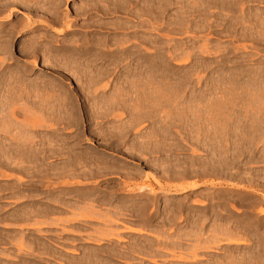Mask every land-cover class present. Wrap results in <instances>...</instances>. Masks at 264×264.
<instances>
[{
	"label": "rangeland",
	"instance_id": "rangeland-1",
	"mask_svg": "<svg viewBox=\"0 0 264 264\" xmlns=\"http://www.w3.org/2000/svg\"><path fill=\"white\" fill-rule=\"evenodd\" d=\"M3 1L5 2L6 0H0V11L2 9V6L6 7L9 5V3H7L8 0L5 3ZM29 1H31V3H33V2L34 3L29 4L30 3ZM29 1L27 0V2H26L25 0H22V1L18 0V1H16V4L20 3L19 5L15 4L16 6L12 5V7L10 5L9 6L10 10H9V7L2 9V10L9 11L8 13H7V11H5V13L4 12L2 13V11L0 12V16L2 15L0 17L1 18L0 19V48H1V46L3 47L0 50L1 51L4 50L3 52H0V82L5 81V79L8 78V75L10 76V74H12L13 76H18V77L20 76L21 80L19 81L20 78L18 79L17 87L19 88L20 84L22 86L26 85L28 88H30V89L27 88V92H29L28 90L32 89V87L30 86V84L32 82H41L42 85L48 86V87L51 86V84H55L59 88H61L60 93H61V97L63 96L62 97L63 99L72 98L76 102L77 101V98H75L76 90L81 89L82 87H86L87 79L83 77L82 73L81 74L77 73V72L72 73L73 71H71V69L68 66H66L64 62L63 63L62 62H53L52 60H50L51 54L49 53V50L47 48H44V47L51 45L55 49L60 50L62 53V50L66 46H68V44H70V42L77 41L79 45L90 44V43L95 44V45H98V44L101 45V43L102 44L107 43L109 48H117V47L122 48V46H124V47L128 46V48H130L131 50L132 49L136 50V52H137L136 55L138 56V58H140L142 60V62L140 63V71H142V72L144 71L142 73L144 75V76H142V78L146 77L148 79V77L152 73L150 77H152L154 81L152 79H150L152 81H150L149 83L155 82V84L153 83L154 87L152 85L151 88L147 87L146 89H143V87H145V84H144L142 86V89L137 91V93L136 92L132 93V90H128L129 89L128 87H126L127 88L126 89V88H123L121 86L122 87L121 88V92H122L121 97H123V96L125 97L126 96L125 93H127V95L130 94L129 96L125 97L127 100L124 97H123L124 99L122 98L123 100H126L125 105L127 103H130V108L133 105L134 110H133V108L130 109L128 106L129 104H128V105H126V107L123 106L122 109L120 108L121 111L117 110L118 112L117 111L115 112V114H121V115L125 114L123 117L116 119L112 115V116H109L108 118H103V119H98V120L96 119L94 124H92L91 126H89L87 124L84 125V127H88L87 128L88 135L86 137L81 138L80 147H82V148H80V149L83 150L84 152H86V151L90 152L91 150H95L97 152H106V154H108L109 157L114 158L115 160H119V161H121V163L124 162L128 168L126 170L129 171L130 168H132L135 171H138V169L141 170L143 172V174H142L143 176H141L140 178L136 177L135 180H133V178L130 177V178H132L133 181H131L130 178L128 179L125 176L129 180L130 184L127 183L128 181L126 179H125L126 180V182H125V180H124L125 177L123 174L122 175L117 174L118 176H121V177H118V176L113 174L112 176L111 175L106 176V177L102 176V178H100L101 176L97 177L98 179H95V177H94L93 179L91 178L92 180L90 178H88V179L86 178L87 180L84 178L85 181L83 180V178L81 179V177H79L80 179H78V180L75 178V176H73L75 178V180H74V178L71 177L74 181L69 177L70 181H68L67 179H69V178L58 176L55 178L56 182L54 179H52L49 184L47 182H45L46 183L45 184V183H43L44 181L40 180V182H39L38 178H40V177L36 176L37 174L34 173V171H33L34 168L32 166L30 167V169H28L29 167H27V164L30 166L31 163H29V162L26 163L27 160H23L22 164L20 163V162H22V160L21 161L17 160L19 162L18 165H20V164L22 165V167L20 166V168L18 167V165L15 166V164H17L18 162L13 161L12 166H15V167H11L9 169L10 174L7 173L8 171H6L8 169H6V170L3 169L4 171H6V173H5L6 175H8V174L10 175V178H9L10 180H7V181L6 180H2V181L0 180V188L3 187L2 192H0V200H1L0 201V206H1L0 208L2 209V210L0 209V212H1L0 213V251H1V253L4 252V255H3V253L2 254L0 253V255H1L0 256V264H59L60 262H63L65 264H70L69 262H71V264H72L73 261L69 260V258L74 257V255H76L74 253H77V252L80 253L84 259H88V260H89L92 253H94L95 254L94 256L97 258L100 256V258H98V259H103V258L108 259L111 257V256H108V254H110L109 249L112 246L114 247L115 245L116 246L119 245L122 247V246H127L128 244H130L128 247H130V248L136 247L137 248V247H140V245L142 246L143 243L149 242V241H146L147 239L138 241V238L140 239L141 236H142V238L143 237L146 238L148 236V239H149L150 235H147V234H143L144 236L143 235H140V236L134 235V237L131 235H128V234L127 235L121 234L122 238L123 237L125 239L129 238L128 241L131 240L130 241L131 243L130 242L128 243V241H127V242H125L126 244L124 242H119V240L114 241V239L113 240L111 239L112 244L109 245L110 244L109 242H111V241L107 240V238L105 239V237L108 235L107 232L109 231V227H112L113 229H114V227L115 228L120 227V228H118V230H122V229L126 230V228H124V226H122V225L114 226L111 224L112 226H109L110 224L107 223L106 225H108L107 226L108 230L106 232L105 231V228H106L105 223L109 218L110 219L113 218L111 216L109 217L110 214H107V211H109L111 208L109 207V209H108V206L106 207L103 205H99L98 204L99 200H100L99 196L95 197L94 202L90 199V197L92 196V198H93L95 196L93 189H95V191L103 192L106 194L107 190L111 186L114 190L116 188H121L126 183H127V186L129 185L128 188H127V186L124 187V189L127 190L126 192H128V189L130 191V189H131L130 186L132 187V189L135 188V190L139 189L141 187L148 189V186H149L150 188L153 187V189L155 188V190H157L156 191L157 195H158V197L160 196V198L164 197L163 193H161V190H160V184L163 186L164 185L168 186V187L173 186V185H174V187L176 185L177 186H189L190 184H199L201 186L197 190H193V191H190L189 193L187 192V193H184L181 195H177V196L173 197L174 200L169 201V206H170L169 209L175 208L176 210L178 209L180 211H176V210L174 211L172 209L171 210L160 209L161 215H164V216L166 215V217L169 216L170 219L173 221L172 223H175L171 227L168 224L170 231H173V233H174V234L170 235V237H173L174 241L182 240L183 239L182 237H185L182 235V233L184 232V230L186 232V242H188L189 244H186V253L181 252L180 256L186 255V257H188L190 259L189 253L191 251H188V249L190 250L191 248L193 249L194 247H202V246L204 247V246H209V245L212 246L213 241L212 242L210 241V243H209V240H208L209 235H211L213 232L216 233L219 230V228H220L219 224H221V226H222V224H225L227 222L229 223V221H231L230 222L231 225H229L228 223H227V225L230 227L232 226L231 228L228 227L226 224L223 226L228 227V230H231V232H232V230L235 231V229H236V231L238 233H240L239 234V236L241 235L240 237L247 238V235L244 236V234H249V233H250V236L253 233H254L253 235L261 234L260 236H263L264 235V216H263L264 215V213H263L264 212V154H263L264 153L263 152L264 151V145L263 144L264 143L262 144V142H264V139H263L264 138V132L262 133V130L264 131V105H263L264 104L263 103L264 102V33H263L264 27L257 24V23H250L248 21L249 16H247V15H249V14L262 15L263 14V17H264V2L262 4L261 3L259 4L258 2H255V3L253 2L254 4L252 2H251L252 4L247 3V4L243 5L244 11L242 8L239 7L240 9L239 8L238 9L240 11L237 9L238 15H233L228 10L225 11V10L217 9V8L216 9L215 8H211V9L209 8L210 10L207 9L208 11L200 10L203 8L198 4L196 5L195 0H152L153 6H154V13H153L154 18H153V20L150 21V23H148L149 22L148 20H150L148 17V12H147L148 0L135 1L134 3H136V2H138V3L132 5V7L128 13H126V12H122V13L117 12L114 14L106 13V15L105 14L99 15V17L97 16L95 10L98 9V7H97L98 5L102 8L107 6L106 5L107 3L104 0H71L68 2H65V0H60L62 3L58 0H56L58 2L57 3L54 0L56 2V4L53 0L52 1L49 0L51 2L52 7H50V2H49V6H48V2H47L48 0H45L46 3L45 2L42 3L43 0L40 1L41 3L39 2V0H35L33 2H32V0H29ZM23 2L26 5H23L24 4ZM37 2L39 3L40 6L38 5ZM53 2H54V4H52ZM86 3H87V5H86ZM28 4L30 5L28 7L29 9L26 7V6H28ZM36 4L38 6H36ZM31 5H33V6H31ZM91 5H92V7H91ZM30 7L32 9H30ZM45 7L46 8L50 7V10H51V8H53V9L55 8V9H57V12L59 10L58 13L60 14V20L58 21V23H55V24L49 23V25H48L47 23L43 22L48 17L44 11V10H46ZM136 7H137V10L140 9V15L141 16L139 18H138V16L136 17V15H133V14H136V13H133L135 11ZM43 8H44V10H43ZM131 11H132V13H131ZM202 11L205 13H203ZM206 12H207V14L209 13V14H212L214 16L212 17L209 14L206 15ZM9 13L13 14L12 20L9 23H3V21L5 20V17L7 16L6 14H9ZM66 13H67V16H66ZM110 13H112V12H110ZM129 13H131V14H129ZM244 16H247V17H246V21L243 23V25H241V26L238 25L239 27L232 26V21L234 20L233 18H236V17L237 18H239V17L243 18ZM214 17H217V18L215 19ZM219 17H220V19H219ZM28 20H30L32 22V24H34V23H36V24H34L35 26L33 25L34 30L31 34L23 35L20 32L22 31L21 29H23L25 27L24 21L29 23ZM204 20L206 22H204ZM66 21H68V22H66ZM99 21L107 24L105 26L106 28H104V30H99L98 28H96V25ZM210 21H211V23H210ZM229 21H230V23H229ZM118 23L121 25L120 28H119V26H116ZM39 24H40V26H39ZM201 24H202V26H201ZM50 25H54L57 28H61V29L64 28V29H67L68 31H66L65 35H61L59 37L56 35V37H55V34L51 35V32L47 31V30L51 29ZM151 25L154 28L151 27ZM198 25L200 28L198 27ZM115 28L118 29V31L115 30ZM245 29H247V30H245ZM36 42L39 45H42V46L44 45V47H42V52L36 56H28V54L26 53L27 48H29L31 46L30 43H33L32 45H35ZM54 43H55V45H53ZM205 44H206V47H205ZM107 49L108 48H106V50ZM204 49H205V51H204ZM94 51L95 52L99 51L98 46H96V49H94ZM206 52H208V54ZM127 55L129 56L130 54H128V53L124 54V53L120 52L118 54V57L121 56V58H127L128 57ZM103 62L104 61L99 59V61L97 62L99 65L98 67L104 65L105 62L104 63ZM68 69H70V70H68ZM112 78L113 79H111V77H110L109 78L110 80L106 79L107 81L104 80L105 82L104 81L101 82L102 84H101V86L99 85L100 87H98L97 94L98 93H105L106 97H113L114 94L115 95L117 94L116 90H118V89L116 88V85L120 86L117 83L118 82L122 83V81H125V79H126V81L129 80V79H127L126 76L121 77V80L118 76H112ZM146 78H145V80L143 79L144 82L147 81ZM22 80L24 83L22 82ZM131 80H132V77H131ZM167 82H169V83H167ZM106 83H107V86H108V83L110 85L107 88L105 87ZM103 86H104V88H103ZM0 87H1L0 92L3 93V91H1L2 86H0ZM164 87L165 88L167 87L166 90L168 89V91L170 93V94H168V92L167 93L165 92V94H166L165 97L168 96L169 98H164V91H166V90H164L165 89ZM152 88H154V89H152ZM125 89L127 91H125ZM122 90H124V92ZM129 92H131V93H129ZM153 93H154V95H153ZM136 96H137V98H136ZM155 96H159V99H161V100L156 99V101H153L152 97L155 98ZM161 96H163V97L161 98ZM145 97H146V99H145ZM147 98H149V99H147ZM150 99H151V101H150ZM127 101H129V102H127ZM165 102L166 103L168 102V104H166ZM21 103L23 104L24 101H22ZM136 104L138 106H136ZM90 105H92V103H90ZM134 105L136 106V108ZM151 105L153 107L155 106L154 109H157V111L155 110L156 113L153 116V117H155V116L156 117L155 118L151 117L152 119H150L148 116V119H147V117L145 119L144 118L139 119L138 123L135 125V127H138V128H136V130L133 128L136 132L133 131L132 133L128 134L129 138L127 137L125 139L127 142L126 141L124 142V144L122 145V147L119 151L112 153V150H110L109 148H107L106 146L103 145V141H102L103 138L101 136V135H103V133L107 132L113 125H120V124H127V123L130 125V124L134 123V118L136 116L135 115L131 116L130 113L133 114V112L136 109L138 111H141V112L143 110L146 113L150 112V108H152ZM262 105H263V107H262ZM127 106L129 109L127 108ZM142 108H144V109H142ZM200 109H202V111ZM167 110H169V111H167ZM207 110H208V112L210 111V113H208ZM168 112H169V114H168ZM206 112L208 114H206ZM164 113L170 117V120H168L169 117L163 116V115H165ZM225 114H227V115H225ZM197 115H201L202 117L200 116V118H199V116H197ZM208 115L210 116L209 118L207 117ZM197 117L199 119H197ZM204 117H207V118L204 119ZM21 119L22 118H20L19 120H21ZM162 119L167 120V121L162 122L163 121ZM113 120H115V121H113ZM140 120H144V121L142 122ZM130 121H131V123H130ZM253 121L256 122V124H258L259 126H260V124H262V123L263 124L260 127L259 126L257 127V125H255V123L253 124ZM139 122H142V125ZM154 122L156 123V125ZM167 122H169V123H167ZM259 122H261V123L259 124ZM165 123H167L169 125L166 126ZM138 124H140V128H139ZM237 124H238V126H237ZM141 126H142V128H141ZM226 126H227V128H226ZM251 126H252V128L254 126V128L252 129ZM64 127L65 126H61L62 129L60 131H58V134L62 135L63 138H65L67 136V134H69L70 132H74L76 130L75 128L74 129H72V128H66L65 129ZM167 127L169 128V131H170L169 133L171 136V137L169 136L170 137L169 143L172 144V146H173V147L171 146L172 152H170L168 154L173 158L171 160H174L173 162L175 164L174 165L175 171L181 172L182 171L181 169H183V171H185V169H186L187 174L189 173V175H187V177L185 179H182V178H178V180L177 179H175V180L166 179L164 177V175H162L164 169H161L159 167H154L152 165L153 160L154 161L159 160L161 162L164 161L166 158L165 153H163V154H162V152H160L161 154L155 153L156 155L155 154L152 156L149 155V156H147L148 158L145 156L144 159H142V160L140 159V161L135 160V159L133 160L132 158L127 157V155L125 154L127 152V148H129L128 146H131L134 143L133 141L141 140L140 138L143 136H151L152 135L154 137L153 140L160 141L162 139L161 135H163V134L160 135L159 131L162 132L164 130V128H167ZM202 127H204V128H202ZM237 127L239 129L236 130ZM158 128H160L159 131H158ZM67 129H69V130L67 131ZM156 129H157L158 134L156 132ZM202 129H203V131H202ZM229 129L231 131H229ZM232 129L233 130L235 129V130L232 131ZM244 129H246V130H244ZM257 129H261V130L258 131ZM91 130L96 132L95 136H93V134H91L92 133ZM192 130H194V131H192ZM252 130L254 132L256 130V132L254 133ZM215 131H218L220 133L215 132ZM236 131H237V136L235 134ZM257 131H258V133H260L259 135H261V134L262 135L259 136ZM190 132L191 133L193 132V134H191ZM213 132H215V134H217V135L213 136ZM244 132L246 134L248 133V137L244 134ZM226 133H229V134L226 135ZM238 133H239V135H242V136L244 135L245 138H242L241 136H239ZM249 133H251L252 135L251 134L249 135ZM197 134H198V137H197ZM200 134H202V137L205 134L204 138H202ZM254 134H256L257 137L259 136V138H257V140H256V136ZM157 135H158V137L160 136L161 139H160V137L158 138ZM59 138H61V137H59ZM196 139H198L200 141H198V140L196 141ZM244 139H246V140H244ZM239 140H240V142H239ZM249 140L252 141L251 143H253V144L248 143ZM259 140H261V144L260 143L258 144ZM115 141H117V140H115ZM173 142H174V144H173ZM238 142L240 143V145ZM218 143H221L220 145L222 148H220V145ZM115 144H117V142H115ZM241 144H242V146H241ZM248 144L250 145V147H252L251 149H250ZM253 145H254V147H253ZM231 146L233 148H231ZM239 146H241V147H239ZM245 146H248L249 148L245 147ZM215 147H217L218 149H216ZM228 147H229V150H227ZM234 147H236V149ZM241 148L243 151L241 150ZM222 149H224L223 150L224 152L222 151ZM233 149L235 150V152H237V154L234 152ZM227 151H228V153H229V151H231L230 154H228ZM217 152H219V153H217ZM220 154H221V156H220ZM232 154H233V156H232ZM240 154H242V156ZM225 155H227L226 158L228 157L227 160H229V158H230L229 161H225L226 160ZM57 157L56 158L52 157V159L49 158V160L47 162L49 164H54V163L56 164V163H63V162L68 163L69 162L68 159H70L68 157L67 158L63 157L62 155L57 156ZM120 157H122V158H120ZM149 158H150V160L147 161ZM234 158H235V161H234ZM261 159H262V161H261ZM151 160H152V162H151ZM178 161L180 163L183 162L182 164H179L181 166V169H179L180 167L177 166ZM259 161H261V162H259ZM225 162H227L228 164L229 163L231 164V162H232V165H230V164L226 165L229 167V169H227L228 167L226 168ZM184 163H186V165ZM183 164H184V166H182ZM233 164H234V166H233ZM23 166L26 168H24ZM231 166H232V168H231ZM182 167H184L185 169ZM22 168L28 169V170H25L26 171L25 172L24 170H22ZM223 168H226V169H223ZM0 169H2V166ZM16 169L17 170L19 169L21 172L23 171V173H21V172L19 173L18 172L19 170L15 172L14 170H16ZM158 169H159V171H158ZM4 171L2 173H4ZM36 171L37 170H35V172ZM130 171H132V170H130ZM0 172H1V170H0ZM146 173H149V174L147 175ZM150 173L152 175H155L157 180H154L151 177ZM26 174H28L29 176ZM32 174H33V176H36L38 178L33 177ZM11 175L13 177H11ZM30 176L33 177L31 184H30V181H31ZM59 177L61 180L59 179ZM122 177H124V178H122ZM42 178H45V177L42 176ZM62 178H65V179H62ZM21 179L24 182L20 181ZM33 179L35 180V182L33 181ZM88 180H89V182H87ZM8 181H10V183ZM14 181H16L15 182L16 186H15V184H13ZM53 181H54V183H53ZM78 181H81V182L79 183ZM4 182H7V184ZM74 182H76V183H74ZM1 183L4 185L6 184V186L2 185ZM11 183L15 187H17V189L15 187H13ZM81 183H83V184H81ZM10 184H11V186H9ZM36 184H37V186L39 185L38 187H40V186L41 187L40 188L34 187V186H36ZM47 184H48L49 188L47 187ZM31 185H33V186H31ZM120 185H121V187H120ZM214 185H216V186H214ZM50 187L51 188L53 187L54 189L50 190L51 189ZM229 187L231 189H229ZM13 188H14V190H13ZM112 188H110L109 190H111ZM125 190H124V192H125ZM135 190H133V191H135ZM5 191H7V192L5 193ZM11 191H12V193H11ZM89 191H90V193H89ZM6 195H7V198H5ZM14 195H16V196H14ZM62 195H64V196H62ZM84 195L87 196L89 199L87 197H85ZM148 195L151 196L150 192L146 191L141 197H142V199H144L146 201L147 200L146 197H148ZM1 196H3V197H1ZM59 196H60V198L58 199ZM10 197H12V199H14V198H16V199L12 201V199H10ZM17 197L21 198V199L17 200ZM55 197L57 199H55ZM71 197H73V198H71ZM2 198L3 199L9 198L8 199L9 201L3 200ZM22 198H23V200L25 199V201H23ZM127 198H130V195H127ZM198 199H199V201H198ZM2 201H5V202H2ZM63 201H64V203H63ZM69 201L71 203L77 202L78 205L80 203L81 207L76 206V208H75V205H72L73 208H72V206L69 207L71 205L70 203H68ZM88 201L90 203H96L98 206L95 204L96 205L95 207L97 209L99 208L100 211H99V209L98 210L94 209L95 208L94 206H93L94 208H92V210H91L89 208L91 206V204L89 203V205H88ZM59 202H60V204H62V206L61 205L59 206ZM156 202H157V204H156ZM156 202H155V205H153L154 207L150 206L149 208H151V209L154 208V210H155V207H157V205H159V208H161L160 203L158 201H156ZM55 203H58V204H55ZM65 203L67 205H64V207L69 208V209L71 208L72 210L71 209L70 210L72 212L74 211L73 213L71 211L63 209L64 208L63 204H65ZM2 205H5V207L7 206L6 207L7 209H5V207H2ZM253 205L254 206L256 205V208H254ZM99 206H102V207H99ZM252 207L254 208V210L251 209ZM27 208H28V212L26 214ZM74 208L76 211L73 210ZM20 209H22L24 211H22ZM43 209L46 212L42 215V213L44 212ZM86 209L88 211H92V212H88ZM104 209L107 211L105 212ZM260 209L263 210V212H262L263 214H260L262 211L261 210L259 212ZM4 210H5V212H4ZM11 210L15 211V212L17 211L18 213L15 215L16 217L14 215H11V216H13V217L10 216V218L12 220L8 221V220H6V218L8 216L7 214H9V212ZM35 210H36V212L38 211L36 214L34 213ZM52 210L53 211L57 210V212L54 211V213H53ZM81 210H83V211H81ZM85 210L88 213L87 216L93 214L99 220L94 218L95 222H93V223L92 222L88 223V221H83V222L81 221L82 222L81 223L79 221L78 223L83 224V225L74 224L75 220L84 216V215L81 216V212H84V214H86ZM154 210L152 209L153 212H154ZM47 211L51 215L46 214ZM59 211L64 212L63 215H62V213H60V215H59L58 214ZM95 211L98 214H96ZM102 211H104L105 213ZM170 211L177 212V214H179L178 215L179 219H178L177 214H176V218L174 219L175 216L172 217V212H170ZM78 212H79V214H78ZM5 213H7V214H5ZM20 213H22V214H20ZM31 213H33V214H31ZM76 213H77V215H76ZM105 214H107L108 217L104 218ZM3 215L6 217H4ZM47 215H49L51 217L53 216V217L51 218V217H48ZM97 215H98V217H97ZM99 215L102 216L103 218L100 217ZM36 216L38 217V218H36V220L41 217L40 218L41 220L39 222H36L35 219H33ZM43 216H44V218H43ZM46 216L51 221L50 220L48 221V218ZM3 217H4V219H2ZM14 217L16 218L15 220L18 219L16 222H15V220H13ZM26 217L27 218L29 217V219L33 220L34 222L31 220L29 222ZM24 218L26 220L25 223H23V221H22V219H24ZM116 218L118 219V217H115L113 219H116ZM1 219L3 221H1ZM52 219H54V220H52ZM154 219H155L154 221H156V218H154ZM226 219H229V221ZM240 219L243 220V222ZM247 219H248V221H247ZM256 219L259 221H257ZM71 220H73V221H71ZM103 220H105V221H103ZM223 220L225 222H223ZM249 220H251V222H253L252 225L254 224V227L248 226L251 224V222ZM252 220H254V221H252ZM121 221L123 222L122 219H121ZM236 221H237V223H236ZM245 221H247V222H245ZM103 222H105V223H103ZM220 222H222V223H220ZM240 222H242V223H240ZM254 222H256V224ZM195 224H197V225L195 226ZM232 224H234L235 226L233 227ZM240 224H241V226H240ZM246 224H248V225H246ZM86 225H91V226L87 227ZM165 225L167 226V224H165ZM184 225L186 227H183ZM217 225H219V226H218V228H216L217 230L215 231V227H217ZM242 225H245V226H242ZM256 225L259 227H256ZM12 226H15L17 229H10V227H12ZM53 226H54V228H53ZM77 226L79 227L78 229H77ZM126 226H128V225L126 224L125 227ZM144 226H142L143 229H144ZM27 227H30V228L28 229ZM134 227L138 228V226H134ZM193 227H195V228H193ZM196 227L198 230L196 229ZM242 227H244V228H242ZM95 228L98 229V232L96 231ZM112 228H110V231H112L111 230ZM139 228H141V226H139ZM149 228L152 229V227H150L149 225H148V227L146 226L145 231L147 233L150 232L151 234H153L154 230L150 229V231H149ZM182 228H184V229H182ZM212 228L214 229V231H212L213 230ZM233 228H235V229H233ZM239 228H240V230H239ZM191 229H192V233L189 232ZM99 230H100V232H99ZM241 230H243V233L240 232ZM247 230H248V233H247ZM15 231L19 232V233H14ZM72 231H74V232H72ZM101 231H102V233H101ZM95 232H97L98 234ZM104 232L107 233V235L104 234ZM166 232L167 231L163 232V233H165V235L160 234V233L158 235V232L156 233L154 231L153 235H157L158 238H161V237L164 238L167 234ZM175 232H177V235L175 234ZM180 232H182V233L180 234ZM187 232L189 234H187ZM193 232L195 235L193 234ZM196 232H197V234H196ZM201 232H202V234H201ZM251 232H253V233L251 234ZM256 232L258 234H256ZM94 233L97 234L95 238H93V236H95ZM215 233H214V235H215ZM99 234L101 235L100 236L101 239H100V237H98ZM102 234L106 235V236H103L104 237L103 238ZM178 234H179V236H178ZM78 235H79V237H78ZM145 235H147V236H145ZM89 236L92 237L93 239L91 238V240H90ZM126 236H128V238H126ZM174 236L175 237L177 236L176 239L174 238ZM205 236L208 238L205 239L206 238ZM212 236H210V238H213ZM136 237H137V239H136ZM179 237L182 239H179ZM198 237L201 240H199ZM151 238H153V237L151 236ZM158 238H157V241L161 240ZM164 239H166V238H164ZM76 240L80 244H78L76 242ZM95 240H98V241H96V243L98 242L99 245L94 243ZM100 240L101 241L103 240L102 242H104V245L100 243L101 242ZM134 240L135 241L137 240L136 241L137 243ZM204 240H206L208 242H205ZM140 241H142V242H140ZM114 242H116L117 244ZM207 243L209 245H207ZM35 244H36V246H35ZM135 244H137V245H135ZM203 244H205V245H203ZM101 245H102V247H101ZM159 245H161V243ZM195 245H199V246H195ZM104 246L105 247L107 246L108 249H107V247L105 248ZM119 246H117V247H119ZM79 247H82L83 249H79ZM100 247L103 249L105 248L106 250L104 249V251H102L103 249H101ZM221 248L222 249H219V253L220 252L222 253L221 255H214V254L206 253V252H204V250H200V251H198L199 253H197V257L198 258L200 257L199 259L200 260L202 259L201 260L202 262H196V263L190 262V263H186V264H205V263L209 264L208 262H211L213 260H214L213 264H217L218 259L215 257H222L223 258V259L221 258L222 263H224L223 261H225V263H227L228 261L230 262L231 259L236 255H238L240 257V256H242L240 254H244V253L248 254V253L255 251V247H252L254 249L253 250V249H251L250 246L238 248L239 252L234 251L233 247L231 248V247H225L224 246ZM122 249H123V247H122ZM180 250L184 251L182 249H180ZM105 251L107 253L108 252L109 253L107 254ZM95 252H97V253H95ZM102 252L105 253V254L103 253L105 256L96 255V254L102 253ZM232 252H234V254ZM83 253H84V255H83ZM85 253H87V254L85 255ZM187 253H188V255H187ZM59 254H61V255H59ZM106 254H107V256H106ZM2 255H3V257H2ZM144 255L145 254H143L142 256H144ZM92 256H93V254H92ZM131 256H133V255H131ZM114 257H116V256H114ZM145 257H148V256L146 255ZM118 259H119V257H118ZM110 260H111V258H110ZM129 260L130 259L127 258V260H125V261L130 262ZM84 261L85 260H82L79 263L80 264H87V260L85 262ZM114 261L117 263V260L114 259ZM100 262H102V261H100ZM100 262H98V263H100ZM77 263L78 262H76L75 264H77ZM102 264H104V263H102ZM165 264H168V263H165Z\"/></svg>",
	"mask_w": 264,
	"mask_h": 264
},
{
	"label": "bare ground",
	"instance_id": "bare-ground-1",
	"mask_svg": "<svg viewBox=\"0 0 264 264\" xmlns=\"http://www.w3.org/2000/svg\"><path fill=\"white\" fill-rule=\"evenodd\" d=\"M7 1V0H6ZM5 1V2H6ZM16 1H18V0H8L7 1V3H9V5L8 6H6L7 8L11 5V7H12V5H14V6H16L17 4H16ZM20 1V0H19ZM22 1V0H21ZM26 2H27V0H25ZM29 1V0H28ZM33 1H35V0H32V2ZM41 0H39V2H40ZM52 1V0H51ZM54 1V0H53ZM56 1V0H55ZM54 1V2H55ZM58 1H60V0H58ZM68 1H71V0H65V2H68ZM107 4V6H105L104 8H102V7H100L99 5L97 6L98 7V9H96L95 10V12H96V14H97V16L99 17V15H101V14H105L106 15V13H109V14H114V13H117V12H120V13H122V12H126V13H128L129 11H130V9H131V7H132V5H134V4H137L138 2H136V3H134L135 1H138V0H104ZM2 2V1H1ZM4 2V1H3ZM4 2V3H5ZM30 2V3H29ZM28 3L29 4H33V3H31V1H29ZM43 2H45L46 3V1L45 0H43L42 1V3ZM48 2V6H49V0L47 1ZM54 2L52 3V4H54ZM57 2V1H56ZM56 2H55V4H56ZM61 2V1H60ZM98 2V1H97ZM115 4H114V3ZM255 3V2H258L259 4L261 3H263L264 2V0H195V3H196V5L198 4V5H200L203 9H200V10H203V11H208L207 9H211V8H217V9H222V10H228L229 12H231L233 15H238L237 13H238V10L240 9V8H244L243 7V5H245V4H247V3ZM6 3V4H7ZM24 3V2H23ZM36 3V2H35ZM38 3V2H37ZM41 3V2H40ZM44 3V4H45ZM58 3V2H57ZM62 3V2H61ZM194 3V4H195ZM251 3V4H252ZM253 3V4H254ZM16 4V5H15ZM20 4V3H19ZM18 4V5H19ZM28 4V6H26L27 8L30 6ZM43 4V5H44ZM60 4V3H59ZM105 4V3H104ZM3 5V4H2ZM1 5V6H2ZM5 5V4H4ZM23 5H26L25 3L23 4ZM38 5H39V3H38ZM37 4H36V6H38ZM42 5V4H41ZM86 5H87V3H86ZM97 5V4H96ZM22 6V5H21ZM31 6H33V5H31ZM40 6V5H39ZM46 6V5H45ZM54 6V5H53ZM57 6V5H56ZM60 6V5H59ZM95 6V5H94ZM257 6V5H256ZM6 7H4V6H2V9L4 8H6ZM42 7V6H41ZM50 7H52L51 6V2H50ZM50 7H45L46 8V10H44V8H43V10L45 11V13L47 14V18H46V20H44L43 22L44 23H47L48 25H49V23L50 24H55V23H58V21L60 20V14L58 13L59 12V10H58V12H57V9H53V8H51V10H50ZM58 7V6H57ZM91 7H92V5H91ZM198 7V6H197ZM240 7V8H239ZM88 8V7H87ZM239 8V9H238ZM1 9V11H2V13L4 12L5 13V11H7V10H2ZM12 9V8H11ZM16 9V8H15ZM26 9V8H25ZM29 9V8H28ZM30 9H32L31 7H30ZM75 9V8H74ZM135 9V8H134ZM205 9V10H204ZM209 9V10H210ZM238 9V10H237ZM9 10H10V7H9ZM18 10V9H17ZM40 10V9H39ZM83 10V9H82ZM0 11V12H1ZM47 11V12H46ZM194 11V10H193ZM202 11V12H203ZM240 11V10H239ZM243 11H244V9H243ZM242 11V12H243ZM9 11H7V13H8ZM11 12V11H10ZM110 12H112V13H110ZM147 12H148V17H149V19L150 20H148L149 22L148 23H150V21L151 20H153V18H154V16H153V13H154V6H153V1L152 0H148V10H147ZM14 13V12H13ZM40 13V12H39ZM125 13V14H126ZM131 13H132V11H131ZM131 13H129V14H131ZM133 13H136V14H133V15H136V17L138 16V18L141 16L140 15V9H138L137 10V7H136V9H135V11L133 12ZM203 13H205V12H203ZM31 14V13H30ZM209 14V13H208ZM207 14V12H206V15H208ZM215 14V13H214ZM219 14V13H218ZM256 14V13H255ZM5 15V14H4ZM7 16L5 17V20L3 21V23H9L11 20H12V16H13V14L12 13H9V14H6ZM128 15V14H127ZM210 16H214V15H212V14H209ZM2 16V15H1ZM0 16V17H1ZM65 16V15H64ZM66 16H67V13H66ZM247 16H249V19H248V21L250 22V23H257V24H259V25H261V26H263L264 27V17H263V14L262 15H254V14H249V15H247ZM247 16H244L243 18L242 17H239V18H233L234 20L232 21V26H234V27H239L238 25H243V23L246 21V17ZM88 17V16H87ZM235 17V16H234ZM215 19L217 18V17H214ZM1 19V18H0ZM67 19V18H66ZM201 19V18H200ZM211 19V18H210ZM219 19H220V17H219ZM43 20V19H42ZM63 20V19H62ZM138 20V19H137ZM202 20V19H201ZM29 21V23L28 22H26V21H24L25 22V27L23 28V29H21L22 31L20 32V33H22L23 35H28V34H31L32 32H33V28H34V24H36V23H34V24H32V22L30 21V20H28ZM75 21V20H74ZM97 21V20H96ZM36 22V21H35ZM64 22V21H63ZM66 22H68V21H66ZM65 22V23H66ZM94 22V21H93ZM114 22V21H113ZM204 22H206L205 20H204ZM42 23V22H41ZM43 23V24H44ZM152 23V22H151ZM210 23H211V21H210ZM229 23H230V21H229ZM67 24V23H66ZM65 24V25H66ZM207 24V23H206ZM34 25V26H33ZM107 24H105L104 22H98L97 23V25H96V28H98L99 30H104V28H106L105 26H106ZM150 25V24H149ZM153 25V24H152ZM151 25V27H153ZM200 25V24H199ZM199 25H198V27H199ZM245 25V24H244ZM37 26V25H36ZM39 26H40V24H39ZM64 26V25H63ZM69 26V25H68ZM116 26H119V28H120V24L118 23ZM155 26V25H154ZM163 26V25H162ZM192 26V25H191ZM201 26H202V24H201ZM204 26V25H203ZM23 27V26H22ZM72 27V26H71ZM50 28L51 29H49V30H47V31H49V32H51V35L52 34H55V37H56V35L59 37V36H61V35H65L66 34V31H68L67 29H61V28H57L56 26H54V25H50ZM154 28V27H153ZM190 28V27H189ZM200 28V27H199ZM72 29V28H71ZM70 29V30H71ZM91 30V29H90ZM115 30H117L118 31V29H116L115 28ZM245 30H247V29H245ZM146 31V30H145ZM156 31V30H155ZM227 31V30H226ZM10 32V31H9ZM100 33V32H99ZM229 33V32H228ZM263 33H264V30H263ZM249 34V33H248ZM51 37V36H50ZM53 37V36H52ZM56 39V38H55ZM208 39V38H207ZM246 39V38H245ZM59 40V39H58ZM88 40V39H87ZM92 40V39H91ZM36 41V40H35ZM41 41V40H40ZM48 41V40H47ZM105 41V40H104ZM38 42V41H37ZM36 42V44L35 45H32L33 43H30V47L29 48H27V54H28V56H36V55H38L39 53H41L42 52V47H44V45L42 46V45H39L38 43ZM55 42V41H54ZM126 42V41H125ZM87 43V42H86ZM39 46H38V45ZM47 45V44H46ZM53 45H55V43L53 44ZM96 46H98V52H95L94 51V49H96ZM205 47H206V44H205ZM204 47V48H205ZM3 47L1 46V48L0 49H2ZM44 48H47L48 50H49V53L51 54V58H50V60H52L53 62H64L65 63V65L66 66H68L70 69H71V71H73L72 73H82L83 74V77L84 78H86L87 79V81H86V87H82L81 89H78V90H76V93H75V98H77V101L75 102V100L74 99H72V98H69V99H67L66 97V99H63L62 97H61V93H60V90H61V88H59L57 85H55V84H51V86H44V85H42L41 84V82H32L31 84H30V86L32 87V89L31 90H28L29 92H27V86L26 85H24V86H22L20 83V86H19V88L17 87V84H18V79H19V81L21 80V77L19 76H13L12 74H10V76L8 75V78H6L5 79V81H1L0 82V86H2V89H1V91H3V93H1L0 92V168H1V166H2V169H0L1 170V172H0V180L2 181V180H10L9 178H10V173H9V169L11 168V167H15V166H17L18 164H19V162L17 161V160H22V162H20L21 164L23 163V160H27V162L26 163H31V165L29 166L28 164H27V167H29L28 169H30V167L32 166L35 170H37L36 172H35V170L33 169V171H34V173L35 174H37L36 176H38V177H40V178H38V177H36V176H33V174H32V176L33 177H36V178H38L39 179V182H40V180L41 181H44L43 183H45V182H47L48 184L51 182V180L52 179H54L55 180V182H56V177H58V176H61V177H67V178H74L73 176H75V178L78 180V179H80L79 177H81V179L83 178V180L85 181V179L87 178H94L95 177V179H98L97 177H100V178H102V176H112L113 174L114 175H116V176H118L117 174H119V175H124V177L126 176L128 179L130 178V177H132L133 178V180H135L136 179V177H141V176H143L142 174H143V172L141 171V170H139L138 169V171H135V170H133L132 168H130L129 169V171L128 170H126V169H128L127 168V165H125V163L123 162V163H121V161H119V160H115L114 158H111V157H109V155L108 154H106V152H97V151H95V150H91L90 152H88V151H86V152H84L83 150H81L80 148H82V147H80V143H81V138H83V137H86L87 135H88V131H87V128L88 127H84V125L85 124H87V125H89V126H91L92 124H94V122H95V120L97 119H103V118H108L109 116H112L113 115V117H115L116 119L117 118H120V117H123L124 115L122 114H115V112L118 110V111H121L120 110V108L122 109V107L123 106H125L126 107V105H128L129 106V108H130V103H127L126 105H125V103H126V96H129V95H127V93H125L126 94V96L124 97L126 100H123L124 98L123 97H121V88L123 87V88H126V87H128L129 89L128 90H132V93H134V92H136L137 93V91H139L140 89H142V86L145 84V87H143V89H146L147 87L148 88H151V86L153 85V83L155 84V82H152V83H149L150 81H152L153 80V78L152 77H150L151 76V74H150V76L148 77V79L146 78V77H143L142 78V76H144L142 73L144 72H142V71H140V63L142 62V60L140 59V58H138V56L136 55L137 54V52H136V50H134V49H130V48H128V46H126V47H124V46H122V48L121 47H117V48H109L108 47V44L107 43H104V44H102L101 43V45H95V44H81V45H79L78 44V42L77 41H73V42H70V44H68V46H66L63 50H62V53H61V51L60 50H58V49H55L53 46H47V47H44ZM106 48H108L107 50H106ZM137 48V47H136ZM24 50V49H23ZM4 51V50H3ZM3 51H1L0 50V52H3ZM148 51V50H147ZM204 51H205V49H204ZM23 52V51H22ZM120 52H122V53H124V54H126V53H128V54H130L127 58H121V56L120 57H118V54L120 53ZM24 53V52H23ZM207 54H208V52H206ZM25 54V53H24ZM191 56V55H190ZM189 56V57H190ZM99 59H101L102 61H104L103 63H104V65H102V66H100V67H98L99 65H98V61H99ZM46 60V59H45ZM187 62V61H186ZM8 63V62H7ZM107 64V65H106ZM106 65V66H105ZM210 65V64H209ZM105 66V67H104ZM4 68V67H3ZM152 68V67H151ZM70 69H68V70H70ZM162 69V68H161ZM152 70V69H151ZM74 76V75H73ZM112 76H118L119 78H120V80H121V77H123V76H126L127 77V79H129V80H127L126 81V79H125V81H122V83L121 82H118L117 84L118 85H120V86H117L116 85V88L118 89V90H116L117 91V94L114 96L113 95V97H106V95H105V93H98L97 94V92H98V87H100L101 86V82H103L104 80H106V79H109L110 77H111V79H113L112 78ZM202 76V75H201ZM131 77H132V80H131ZM117 78V77H116ZM145 78L147 79V81L146 82H144L143 81V79L145 80ZM150 79H152V80H150ZM70 80V79H69ZM84 80V79H83ZM110 80V79H109ZM108 80V81H109ZM115 80V79H114ZM107 81V80H106ZM119 81V80H118ZM154 81V80H153ZM22 82H23V80H22ZM105 82V81H104ZM111 82V81H110ZM223 82V81H222ZM24 83V82H23ZM22 83V84H23ZM28 83V82H27ZM70 83V82H69ZM162 83V82H161ZM167 83H169V82H167ZM122 84V85H121ZM29 85V84H28ZM100 85V86H99ZM106 85V86H105ZM104 86L107 88L108 86H110L109 85V83H108V86H107V83L105 84ZM169 85V84H168ZM72 86V85H71ZM104 86H103V88H104ZM122 86V87H121ZM166 86V85H165ZM153 87H154V85H153ZM168 87V86H167ZM166 87V88H167ZM254 87V86H253ZM1 88V87H0ZM102 88V89H103ZM165 88V87H164ZM166 88L164 89V90H166ZM28 89H30V88H28ZM101 89V90H102ZM127 89V88H126ZM125 89V91H127ZM152 89H154V88H152ZM170 89V88H169ZM107 90V89H106ZM134 90V91H133ZM151 90V89H150ZM93 91V92H92ZM123 92H124V90H122ZM234 91V90H233ZM100 92V91H99ZM162 92V91H161ZM165 92L167 93L168 92V94H170L169 93V91H168V89L166 90V91H164V98H169L168 96H166L165 97ZM225 92V91H224ZM129 93H131V92H129ZM222 93V92H221ZM257 93V92H256ZM124 94V95H125ZM157 94V93H156ZM155 94V95H156ZM161 94V93H160ZM215 94V93H214ZM248 94V93H247ZM153 95H154V93H153ZM163 95V94H162ZM138 96V95H137ZM137 96H136V98H137ZM151 96V95H150ZM176 96V95H175ZM229 96V95H228ZM232 96V95H231ZM139 97V96H138ZM157 97V98H156ZM163 96H161V98H162ZM263 97V96H262ZM123 98V99H122ZM154 97H152V100L153 101H156V99L157 100H161V99H159V96H155V100L153 99ZM145 99H146V97H145ZM147 99H149V98H147ZM136 100V99H135ZM139 100V99H138ZM163 100V99H162ZM196 100V99H195ZM22 101H24V103L22 104L21 102ZM130 101V100H129ZM129 101H127V102H129ZM134 101V100H133ZM144 101V100H143ZM150 101H151V99H150ZM219 101V100H218ZM251 101V100H250ZM21 103V104H20ZM90 103H92V105H90ZM166 103V102H165ZM254 103V102H253ZM252 103V104H253ZM264 103V102H263ZM166 104H168V102L166 103ZM165 104V105H166ZM162 105V104H161ZM264 105V104H263ZM263 105H262V107H263ZM128 106H127V108H128ZM135 106V105H134ZM136 106H138L137 104H136ZM136 106H135V108H136ZM152 106V105H151ZM144 107V106H143ZM155 107V106H154ZM154 107L152 106V108H150V112H144V110L141 112V111H138L137 109L133 112V114L132 113H130L131 114V116H133V115H135L134 117V123H132V124H120V125H113L107 132H105V133H103V135H101L102 136V138H103V145L104 146H106L107 148H109L110 150H112V153H114V152H116V151H119L120 149H121V147H122V145L124 144V142L126 141L125 139L128 137V134L129 133H132L133 131H135L136 130V128H138V127H135V125L138 123V121H139V119H145L146 117H147V119H148V116H149V118L150 119H152V118H155V117H153L154 115H155V113H156V111H157V109H154ZM250 107V106H249ZM128 108V109H129ZM131 108H133V110H134V107H133V105L131 106ZM130 108V109H131ZM145 108V107H144ZM144 108H142V109H144ZM239 108V107H238ZM257 108V107H256ZM125 109V108H124ZM123 109V110H124ZM141 109V110H142ZM146 109V108H145ZM180 109V108H179ZM211 109V108H210ZM156 110V111H155ZM165 110V109H164ZM194 110V109H193ZM201 111H202V109H200ZM117 111V112H118ZM130 111V110H129ZM149 111V110H148ZM167 111H169V110H167ZM172 111V110H171ZM179 111V110H178ZM200 111V112H201ZM250 111V110H249ZM144 112V113H143ZM199 112V111H198ZM205 112V111H204ZM207 112H208V110H207ZM206 112V114H208V113H210V111L207 113ZM244 112V111H243ZM167 113V112H166ZM214 113V112H213ZM238 113V112H237ZM165 114V113H164ZM168 114H169V112H168ZM199 114V113H198ZM230 114V113H229ZM163 115V114H162ZM194 115V114H193ZM210 115V114H209ZM207 116L208 118L210 117V116ZM225 115H227V114H225ZM244 115V114H243ZM158 116V115H157ZM163 116H167V117H169L167 114H165V115H163ZM197 116H199V118H200V116L201 115H197ZM22 118L21 120H19L20 118ZM152 117V118H151ZM178 117V116H177ZM186 117V116H185ZM195 117V116H194ZM202 117V116H201ZM207 117H204V119L205 118H207ZM222 117V116H221ZM166 118V117H165ZM173 118V117H172ZM196 118V117H195ZM198 117H197V119H199ZM190 119V118H189ZM259 119V118H258ZM129 120V119H128ZM133 120V119H132ZM131 120V121H132ZM155 120V119H154ZM163 121L162 122H166L167 120H164V119H162ZM168 120H170V117H169V119ZM192 120V119H191ZM211 120V119H210ZM113 121H115V120H113ZM131 121H130V123H131ZM140 121H144V120H140ZM212 121V120H211ZM117 122V121H116ZM133 122V121H132ZM142 122H139L141 125H142ZM195 122V121H194ZM193 122V123H194ZM146 123V122H145ZM155 123V122H154ZM167 123H169V122H167ZM167 123H165L166 124V126H168L169 124H167ZM251 123V122H250ZM255 123V125H257V127L259 126L258 124H256V122H254L253 121V124ZM261 122H259V124H260ZM140 124H138L139 125V128H140ZM163 124V123H162ZM209 124V123H208ZM263 124V123H262ZM262 124H260V126L262 125ZM151 125V124H150ZM155 125H156V123H155ZM193 125V124H192ZM203 125V124H202ZM249 125V124H248ZM247 125V126H248ZM252 125V124H251ZM61 126H65L64 128L66 129V128H72V129H76L74 132H70L69 134H67V136L65 137V138H63L62 137V135H59L58 134V131H60L62 128H61ZM152 126V125H151ZM201 126V125H200ZM204 126V125H203ZM237 126H238V124H237ZM240 126V125H239ZM259 126V127H260ZM222 127V126H221ZM250 127V126H249ZM85 128V129H84ZM135 130H134V129ZM141 128H142V126H141ZM162 128V127H161ZM191 128V127H190ZM201 128V127H200ZM202 128H204V127H202ZM223 128V127H222ZM226 128H227V126H226ZM251 128H252V126H251ZM253 128H254V126H253ZM252 128V129H253ZM159 129L160 128H158V131H159ZM237 129H239L238 127L236 128V130ZM243 129V128H242ZM241 129V130H242ZM69 129H67V131H68ZM71 130V129H70ZM143 130V129H142ZM163 130V129H162ZM216 130V129H215ZM235 130V129H234ZM233 129H232V131H234ZM244 130H246V129H244ZM258 131L259 130H261V129H257ZM64 131V130H63ZM73 131V130H72ZM139 131V130H138ZM137 131V132H138ZM192 131H194V130H192ZM202 131H203V129H202ZM222 131V130H221ZM227 131V130H226ZM229 131H231L230 129H229ZM253 131V130H252ZM258 131H257V133H258ZM65 132V131H64ZM91 134H93V136H95L96 135V132H94V131H92L91 130ZM136 132V131H135ZM134 132V133H135ZM156 132H157V129H156ZM170 131H169V128L167 127V128H164V130L162 131V132H160L159 131V133H160V135L161 134H163V135H161V137H162V139H161V137H160V141H155V140H153L154 139V137L151 135V136H143V137H141L140 139L141 140H137V141H133L134 143L131 145V146H128L129 148H127V152L125 153L126 155H127V157H129V158H132L133 160L135 159V160H139L140 161V159L142 160V159H144V157L146 156H149V155H154L155 153H160V152H162V154L163 153H165L166 154V158H165V160L164 161H159V160H156V161H154L153 160V163H152V165L154 166V167H159V168H161V169H164L163 170V174L162 175H164V177L166 178V179H173V180H175V179H177L178 180V178H182V179H185L186 177H187V175H189V173L187 174V172H186V169L184 168V167H182V168H184L185 169V171H183V169H181V166L179 165V164H182V163H180L179 161H178V165L177 166H179L180 168L179 169H181L180 171L181 172H179V171H175V168H174V160H171V159H173L168 153H170V152H172V144H170L169 142V140H170V133H169ZM215 132H218V131H215ZM215 132H213V136H216L217 134H215ZM239 132V131H238ZM251 132V131H250ZM254 132V131H253ZM255 132H256V130H255ZM254 132V133H255ZM261 132V131H260ZM264 131L262 130V133H263ZM60 133V132H59ZM140 133V132H139ZM187 133V132H186ZM191 133V132H190ZM218 133H220V132H218ZM222 133V132H221ZM230 133V132H229ZM229 133H226V135L227 134H229ZM151 134V133H150ZM157 134H158V132H157ZM172 134V133H171ZM174 134V133H173ZM191 134H193V132L191 133ZM215 134V135H214ZM236 136H237V131H236ZM241 134V133H240ZM244 134L248 137V133L246 134L245 132H244ZM251 133H249V135H250ZM260 133H258V135H259ZM149 135V134H148ZM156 135V134H155ZM196 135V134H195ZM201 135V137H202V134H200ZM238 135H239V133H238ZM252 135V134H251ZM255 136H256V134H254ZM262 135V134H261ZM261 135H259V136H261ZM170 136V137H169ZM204 136H205V134H204ZM204 136L202 137V138H204ZM220 136V135H219ZM224 136V135H223ZM239 136H241L242 138H245L244 137V135L242 136V135H239ZM259 136L257 137L256 136V140H257V138H259ZM59 137H61V138H59ZM156 137V136H155ZM157 137H158V135H157ZM158 137V138H159ZM197 137H198V134H197ZM246 137V138H247ZM252 137V136H251ZM263 137V136H262ZM129 138V137H128ZM187 138V137H186ZM216 138V137H215ZM255 138V137H254ZM253 139V138H252ZM264 139V138H263ZM115 140H117V141H115ZM194 140V139H193ZM198 139H196V141H197ZM215 140V139H214ZM230 140V139H229ZM242 140V139H241ZM244 140H246V139H244ZM198 141H200V140H198ZM248 141V140H247ZM246 141V142H247ZM115 142H117V144H115ZM127 142V141H126ZM239 142H240V140H239ZM238 142V143H239ZM252 141H250L249 140V142L248 143H251ZM200 143V142H199ZM261 144V140H259V142H258V144ZM264 142H262V144H263ZM173 144H174V142H173ZM179 144V143H178ZM219 145L221 144V143H218ZM235 144V143H234ZM251 144H253V143H251ZM207 145V144H206ZM217 145V144H216ZM236 145V144H235ZM239 145H240V143H239ZM247 145V144H246ZM249 145V144H248ZM264 145V144H263ZM172 146V147H171ZM197 146V145H196ZM223 146V145H222ZM228 146V145H227ZM234 146V145H233ZM241 146H242V144H241ZM241 146H239V147H241ZM105 147V148H106ZM218 147V146H217ZM217 147H215L216 149H218ZM238 147V146H237ZM245 147H248V146H245ZM249 147H250V145H249ZM248 147V148H249ZM253 147H254V145H253ZM220 148H222L221 147V145H220ZM231 148H233L232 146H231ZM230 148V149H231ZM235 149H236V147H234ZM243 148V147H242ZM242 148H241V150H242ZM247 148V149H248ZM252 147H250V149H251ZM225 149V148H224ZM224 149H222V151L224 150ZM227 149V148H226ZM238 149V148H237ZM240 149V148H239ZM245 149V148H244ZM249 149V150H250ZM263 149V148H262ZM108 150V149H107ZM180 150V149H179ZM183 150V149H182ZM203 150V149H202ZM220 150V149H219ZM227 150H229V147H228V149ZM234 150V149H233ZM188 151V150H187ZM243 151V150H242ZM224 152V151H223ZM226 152V151H225ZM230 152L231 151H229V153H228V151H227V153L228 154H230ZM234 152H235V150H234ZM233 152V153H234ZM240 152V151H239ZM264 152V151H263ZM180 153V152H179ZM217 153H219V152H217ZM236 154H237V152H235ZM250 153V152H249ZM252 153V152H251ZM124 154V155H125ZM161 154V153H160ZM181 154V153H180ZM224 154V153H223ZM264 154V153H263ZM60 155H62L63 157H68V158H70V159H68V163H54V164H49L47 161L49 160V158L50 159H52V157L54 158H56L57 156H60ZM65 155V156H64ZM125 155V156H126ZM156 155V154H155ZM199 155V154H198ZM241 156H242V154H240ZM220 156H221V154H220ZM226 156L227 155H225V158H226ZM232 156H233V154H232ZM238 156V155H237ZM240 156V157H241ZM262 156V155H261ZM119 157V156H118ZM160 157V156H159ZM158 157V158H159ZM178 157V156H177ZM58 158V157H57ZM60 158V157H59ZM120 158H122V157H120ZM148 158V157H147ZM151 158V157H150ZM150 158L147 160V161H149L150 160ZM228 158V157H227ZM227 158H226V160L225 161H229L230 160V158H229V160H227ZM260 158V157H259ZM146 160V159H145ZM13 161H17L18 163L17 164H15V166H12L13 164ZM234 161H235V158H234ZM261 161H262V159H261ZM261 161H259V162H261ZM67 162V161H66ZM151 162H152V160H151ZM247 162V161H246ZM25 163V162H24ZM25 163V164H26ZM226 164H225V166L228 164L227 162H225ZM263 163V162H262ZM18 165V167L20 168V166L22 167V165ZM33 164V165H32ZM185 165H186V163H184ZM184 164L182 165V166H184ZM230 164V163H229ZM228 164V165H229ZM255 164V163H254ZM151 165V164H150ZM230 165H232V162H231V164ZM233 166H234V164H233ZM24 167V166H23ZM129 167V166H128ZM142 167V166H141ZM228 166H226V168H227ZM24 168H26V167H24ZM216 168V167H215ZM226 168H223V169H226ZM231 168H232V166H231ZM230 168V169H231ZM240 168V167H239ZM6 170V169H8V170H6V171H8L7 173H9L8 175H6L5 173H6V171H4V170ZM14 169V168H13ZM28 169H23L22 168V170H28ZM137 169V168H136ZM227 169H229V167L227 168ZM19 170V169H18ZM17 169L16 170H14L15 172L16 171H18ZM32 170V169H31ZM130 170H132V171H130ZM4 171V173H2ZM12 171V170H11ZM30 171V170H29ZM158 171H159V169H158ZM241 171V170H240ZM19 173L21 172L20 170L18 171ZM26 172V171H25ZM32 172V171H31ZM147 172V171H146ZM151 172V171H150ZM157 172V171H156ZM162 172V171H161ZM226 172V171H225ZM21 173H23V171L21 172ZM29 173V172H28ZM13 174V173H12ZM147 175L149 174V173H146ZM151 174V173H150ZM235 174V173H234ZM250 174V173H249ZM26 175H28V174H26ZM145 175V174H144ZM29 176V175H28ZM32 176H30L31 177V181H30V184H31V182H32ZM42 176H44L45 178H42ZM77 176V177H76ZM245 176V175H244ZM249 176V175H248ZM11 177H13L12 175H11ZM118 177H121V176H118ZM124 177H122V178H124ZM124 178V180L126 179L128 182L127 183H129V180L127 179V178ZM147 177V176H146ZM151 177L154 179V180H157V178H156V176L155 175H152L151 174ZM163 177V176H162ZM163 177V178H164ZM262 177V176H261ZM20 178V177H19ZM22 178V177H21ZM29 178V177H28ZM70 178L69 179H67L68 181H70ZM71 178V179H72ZM75 178H74V180H75ZM85 178V179H84ZM132 178H130L131 179V181H133L132 180ZM138 178V179H139ZM164 178V179H165ZM12 179V178H11ZM15 179V178H14ZM59 179H60V177H59ZM62 179H65V178H62ZM86 179V180H87ZM89 179V180H90ZM91 179V180H92ZM142 179V178H141ZM61 180V179H60ZM73 180V179H72ZM71 180V181H72ZM73 180V181H74ZM89 180L87 181V182H89ZM126 180H125V182H126ZM18 181V180H17ZM20 181H23L22 179L20 180ZM33 181L35 182V180L33 179ZM67 181V182H68ZM140 181V180H139ZM193 181V180H192ZM229 181V180H228ZM245 181V180H244ZM9 183H10V181H8ZM13 182V181H12ZM15 182L16 181H14V183L13 184H15ZM24 182V181H23ZM79 183L81 182V181H78ZM77 182V183H78ZM3 183V182H2ZM1 183V184H2ZM4 183H6L7 184V182H4ZM53 183H54V181H53ZM74 183H76V182H74ZM73 183V184H74ZM127 183L126 184H124V186H122L121 187V185H120V187L121 188H116V189H114L113 190V188H112V186L110 187V188H112L111 190H107V193L105 194V193H103V192H99V191H95V189H93L94 191V193H95V196L92 198V196L90 197V199L94 202L95 201V197H97V196H99V198H100V200H99V205H103V206H108V209H109V207L111 208L109 211H107V210H105V212L107 211V214H110L109 215V217L111 216V217H113V218H115V217H118V219L116 218V219H113V218H109L107 221H106V223L105 222H103V223H105V225L107 224V223H109L110 225L109 226H112V225H114V226H120V225H124V228H126V230L124 229H122V230H118V228H120V227H117V228H115L114 227V229L112 228V227H109V231H110V228H112L111 230L112 231H108L107 232V226L108 225H106V228H105V231L108 233V235H107V233H105L104 232V234H106V235H103L102 234V237L103 236H106L105 237V239L107 238V240H110L111 241V239L113 240L114 239V241L116 240V241H118L119 240V242H127L128 241V236H126V238H128V239H125L124 237L122 238L121 236L123 235V234H128V235H131V236H133L134 237V235H143V234H147V235H150V238L149 239H154V241L156 242V240H155V238H151V236L154 234V231H153V234H151L149 231H150V229L151 228H149V233H147L145 230V227L148 225V223H150L151 222V220L152 219H154V218H156V217H162V215L160 214V209H167V210H176L175 208H171V209H169V201L171 200H174L173 199V197H175V196H177V195H181V194H184V193H189L190 191H193V190H197V189H199V187H201L199 184H190L189 186H175L174 187V185L173 186H170V187H168V186H163V185H161L160 183V190H161V193H163V198H160V196L158 197V195H157V190H155V188L153 189V187L152 188H150L149 186H148V189H145L144 187H141V188H139V189H136L135 190V188L134 189H132V187L130 186V188L132 189H130V191H129V189H128V192H126L127 190H125L124 189V187H126L127 186ZM132 183V182H131ZM137 183V182H136ZM230 183V182H229ZM6 184L4 185V184H2V185H4V186H6ZM12 184V183H11ZM11 184L9 185V186H11ZM12 184V186L13 187H15L16 186V184H15V186ZM46 184V183H45ZM48 184H47V187H48ZM72 184V185H73ZM81 184H83V183H81ZM130 184V183H129ZM174 184V183H173ZM35 185V184H34ZM51 185V184H50ZM70 185V184H69ZM76 185V184H75ZM95 185V184H94ZM123 185V184H122ZM182 185V184H181ZM260 185V184H259ZM28 186V185H27ZM31 186H33V185H31ZM39 186V185H38ZM37 186V184H36V186H34V187H38ZM45 186V185H44ZM117 186V185H116ZM115 186V187H116ZM135 186V185H134ZM214 186H216V185H214ZM41 187V186H40ZM40 187H38V188H40ZM54 187V186H53ZM51 188L50 190H53L54 188ZM68 187V186H67ZM79 187V186H78ZM114 187V188H115ZM129 187V185L127 186V188ZM137 187V186H136ZM218 187V186H217ZM221 187V186H220ZM244 187V186H243ZM2 188L3 187H1L0 188V192H2ZM16 189H17V187H15ZM49 188V187H48ZM226 188V187H225ZM233 188V187H232ZM5 189V188H4ZM12 189V188H11ZM15 189V190H16ZM89 189V188H88ZM219 189V188H218ZM229 189H231L230 187H229ZM10 190V189H9ZM13 190H14V188H13ZM19 190V189H18ZM24 190V189H23ZM74 190V189H73ZM83 190V189H82ZM97 190V189H96ZM124 190H125V192H124ZM133 190H135V191H133ZM4 191V190H3ZM65 191V190H64ZM71 191V190H70ZM146 191H149L150 192V194H151V196H149L148 195V197H146V201L144 200V199H142V195L146 192ZM7 191H5V193H6ZM21 192V191H20ZM51 192V191H50ZM11 193H12V191H11ZM16 193V192H15ZM14 193V194H15ZM22 193V192H21ZM74 193V192H73ZM89 193H90V191H89ZM4 195V194H3ZM13 195V194H12ZM72 195V194H71ZM70 195V196H71ZM92 195V194H91ZM127 195H130V198H127ZM162 195V194H161ZM14 196H16V195H14ZM13 196V197H14ZM21 196V195H20ZM29 196V195H28ZM62 196H64V195H62ZM73 196V195H72ZM76 196V195H75ZM85 196V195H84ZM147 196V195H146ZM1 197H3V196H1ZM69 197V196H68ZM85 197H87V196H85ZM84 197V198H85ZM5 198H7V195L5 196ZM54 198V197H53ZM60 198V196L58 197V199ZM63 198V197H62ZM71 198H73V197H71ZM76 198V197H75ZM78 198V197H77ZM80 198V197H79ZM88 198V197H87ZM203 198V197H202ZM3 199V198H2ZM9 199V198H8ZM8 199H3V200H6V201H9ZM10 199H12V197H10ZM16 198H14V199H12V201L13 200H15ZM19 199H21V198H18L17 197V200H19ZM55 199H57L56 197H55ZM89 199V198H88ZM139 199V200H138ZM22 200H23V198H22ZM21 200V201H22ZM65 200V199H64ZM81 200V199H80ZM214 200V199H213ZM1 201V200H0ZM23 201H25V199L23 200ZM52 201V200H51ZM54 201V200H53ZM59 201V200H58ZM62 201V200H61ZM77 201V200H76ZM83 201V200H82ZM90 201V200H89ZM88 201V205H89V203L91 202H89ZM135 201V202H134ZM156 201H158L159 203H160V206H161V208H159V205H157V207H155V210H154V208H152L153 210H154V212L152 211V209L151 208H149L150 206H152V207H154L153 205H155V202ZM198 201H199V199H198ZM2 202H5V201H2ZM80 202V201H79ZM97 202V201H96ZM224 202V201H223ZM9 203V202H8ZM37 203V202H36ZM48 203V202H47ZM63 203H64V201H63ZM67 203V202H66ZM63 204V207H64V205H67V204ZM68 203H70L71 204V202L69 201ZM77 203V202H76ZM87 203V202H86ZM85 203V204H86ZM7 204V203H6ZM55 204H58V203H55ZM69 204V205H70ZM72 204H74V203H72ZM72 204L69 206V207H71L72 206ZM78 204V203H77ZM91 204V206L89 207L91 210H92V208H94L97 204L96 203H90ZM93 204V205H92ZM96 204V205H95ZM156 204H157V202H156ZM196 204V203H195ZM229 204V203H228ZM249 204V203H248ZM256 204V203H255ZM62 206V204H60V202H59V206ZM74 205H76V204H74ZM79 205L80 206H78V207H81V204L79 203ZM180 205V204H179ZM183 205V204H182ZM231 205V204H230ZM236 205V204H235ZM28 206V205H27ZM52 206V205H51ZM77 206V205H76ZM76 206H75V208H76ZM86 206V205H85ZM94 206V207H93ZM98 206V205H97ZM174 206V205H173ZM178 206V205H177ZM232 206V205H231ZM245 206V205H244ZM254 206V205H253ZM1 207V206H0ZM2 207H5V205H2ZM7 207V206H6ZM5 207V209H7ZM56 207V206H55ZM77 207V208H78ZM83 207V206H82ZM99 207H102V206H99ZM10 208V207H9ZM24 208V207H23ZM22 208V209H23ZM40 208V207H39ZM48 208V207H47ZM52 208V207H51ZM60 208V207H59ZM72 208H73V206H72ZM75 208L73 209V210H75ZM86 208V207H85ZM84 208V209H85ZM112 208H113V210H112ZM178 208V207H177ZM254 208H256V205L254 206ZM254 208L252 207L251 209H253L254 210ZM1 209V208H0ZM4 209V208H3ZM22 209H20V210H22ZM45 209V208H44ZM44 209H43V211H44ZM49 209V208H48ZM64 210L66 209H69V208H66V207H64L63 208ZM62 209V210H63ZM71 209V208H70ZM70 209H69V211H70ZM94 209H97L96 207L94 208ZM99 209V208H98ZM97 209V210H98ZM102 209V208H101ZM151 209V210H150ZM180 209V208H179ZM2 210V209H1ZM61 210V209H60ZM72 210V209H71ZM78 210V209H77ZM87 210V209H86ZM85 210V211H86ZM262 209H260L259 210V212L261 211ZM12 211V210H11ZM10 211V212H11ZM22 211H24V210H22ZM30 211V210H29ZM40 211V210H39ZM42 211V210H41ZM42 211V212H43ZM53 211V210H52ZM55 211V210H54ZM54 211H53V213H54ZM76 211V210H75ZM81 211H83V210H81ZM88 211V210H87ZM87 211H86V214H84V212H81V216L82 215H84V216H80L81 218H78L77 220H75L74 221V224H80V223H78L79 221L81 222H83V221H88V223L89 222H95V219L94 218H96L93 214L92 215H89V216H87ZM99 211H100V209H99ZM176 211H180V210H176ZM4 212H5V210H4ZM9 212V213H10ZM21 212V211H20ZM27 212H28V208H27V211H26V214H27ZM34 212V211H33ZM38 212V211H37ZM36 212V210H35V214L37 213ZM46 211H44L43 213H42V215L45 213ZM55 212H57V210L55 211ZM66 212V211H65ZM72 212V211H71ZM74 212V211H73ZM72 212V213H73ZM88 212H92V211H88ZM96 212V211H95ZM102 212H104V211H102ZM104 212V213H105ZM167 212V211H166ZM170 212H172V217H174V219L176 218V214H177V212H173V211H170ZM263 212V210L261 211V213L260 214H263L262 213ZM1 213V212H0ZM15 212H13V215L15 216V214H14ZM16 213H18V212H16ZM52 213V212H51ZM52 213V214H53ZM60 213H62V211L60 212L59 211V215H60ZM71 213V214H72ZM180 213V212H179ZM5 214H7V213H5ZM20 214H22V213H20ZM30 214V213H29ZM31 214H33V213H31ZM46 214H49V215H51L50 213H48V211H47V213ZM45 214V215H46ZM57 214V213H56ZM78 214H79V212H78ZM96 214H98L97 212H96ZM103 214V213H102ZM107 214H105L104 215V218L105 217H108L107 216ZM165 214V213H164ZM168 214V213H167ZM181 214V213H180ZM252 214V213H251ZM8 215V214H7ZM49 215H47L48 217H51V216H49ZM54 215V214H53ZM62 215H63V213H62ZM76 215H77V213H76ZM75 215V216H76ZM86 215V216H85ZM169 215V214H168ZM179 214H177V216H178ZM249 215V214H248ZM4 216V215H3ZM19 216V215H18ZM21 216V215H20ZM26 216V215H25ZM35 216V215H34ZM38 216V215H37ZM35 217V218H33V219H35V221L36 222H39L41 219V217L39 218V219H37L36 220V218H38V217ZM46 216V217H47ZM56 216V215H55ZM100 216V215H99ZM186 216V215H185ZM184 216V217H185ZM230 216V215H229ZM254 216V215H253ZM264 216V215H263ZM4 217H6V216H4ZM4 217L2 218V219H4ZM11 217H13V216H11ZM16 217V216H15ZM14 217V219L13 220H15L16 218ZM23 217V216H22ZM47 217V218H48ZM53 217V216H52ZM51 217V218H52ZM67 217V216H66ZM97 217H98V215H97ZM100 217H102V216H100ZM219 217V216H218ZM225 217V216H224ZM238 217V216H237ZM10 218V217H9ZM18 218V217H17ZM27 218V217H26ZM43 218H44V216H43ZM46 218V219H47ZM55 218V217H54ZM73 218V217H72ZM103 218V217H102ZM120 218V219H119ZM126 218V219H125ZM127 218H131V219H136V220H141V221H135L134 222V220H129V219H127ZM229 218V217H228ZM1 219V221H3ZM28 219V221L30 222V220L31 219H29V217L27 218ZM74 219V218H73ZM76 219V218H75ZM96 219H98V218H96ZM121 219L123 220V222L121 221ZM169 219V218H168ZM178 219H179V216H178ZM177 219V220H178ZM183 219V218H182ZM185 219V218H184ZM6 220H8V218H6ZM9 220H12V219H9ZM8 220V221H9ZM18 220V219H17ZM17 220H15V222L17 221ZM45 220V219H44ZM50 219L48 218V221H49ZM52 220H54V219H52ZM99 220V219H98ZM155 220V219H154ZM162 220V219H161ZM171 220V219H170ZM176 220V221H177ZM226 220H228L229 221V219H226ZM241 220V219H240ZM257 220V219H256ZM255 220V221H256ZM26 221V220H25ZM31 221H33V220H31ZM51 221V220H50ZM71 221H73V220H71ZM103 221H105V220H103ZM164 221V219L162 220V222ZM175 221V222H176ZM192 221V220H191ZM242 222H243V220H241ZM247 221H248V219H247ZM247 221H245V222H247ZM250 222H251V220H249ZM252 221H254V220H252ZM257 221H259V220H257ZM256 221V222H257ZM34 222V221H33ZM67 222V221H66ZM81 222V223H82ZM158 222V221H157ZM156 222V223H157ZM165 222V221H164ZM173 221L171 220V223H172ZM223 222H225L224 220H223ZM227 222V221H226ZM231 221H229V225H231V223H230ZM235 222V221H234ZM242 222H240V223H242ZM256 222H254L255 224H256ZM261 222V221H260ZM70 223V222H69ZM129 223V224H128ZM138 223H140V224H142V225H139V226H141V228H142V226H144V229L142 228H139V226L137 225ZM171 223H168V224H171ZM192 223V222H191ZM198 223V222H197ZM220 223H222V222H220ZM227 223H225L226 225H227ZM236 223H237V221H236ZM239 223V222H238ZM249 223V222H248ZM252 223L253 222H251V224L250 225H248V224H246V225H248L249 227L251 226H253L254 227V224L252 225ZM258 223V222H257ZM112 224V225H111ZM128 225V226H126L125 227V225ZM160 224L161 223H159L158 222V225L160 226ZM164 224V223H163ZM166 224V223H165ZM168 224H167V226H168ZM173 224H175V223H172L171 225H170V227L173 225ZM219 224V223H218ZM225 224H222V226H221V224H219L220 225V228H219V232L217 233H215V232H211L210 234H211V236L213 237V238H210V236H209V238H208V240H209V243H210V241L213 243V245L211 246V245H209L208 243H207V245H209V246H202V247H194L192 250L190 249H188V251H191L190 253H189V255H190V259L188 258V257H186V255H184V256H180V253L178 254V252H180V251H178L177 250V247L176 246H171V247H169V248H167L166 250H165V246H164V248H163V246L161 245V247L163 248L162 250L163 251H161V250H158L160 253H163L164 254V256L166 255V254H170V255H172L174 258V262H177V263H183V264H185V263H196V262H202L198 257H197V253H199L198 251H200V250H204V252H206V253H210V254H214V255H219L220 253H219V249H222L221 247H233V249H234V251H238V248H241V247H251V249H253L252 247H255V251L254 252H251V253H248V254H246V253H244V254H240V255H242V256H238V255H236V256H234L232 259H231V261L228 263H225V261H223L224 263H219V262H221V260H218L219 262V264H264V235L263 236H260L261 234H258L257 232H256V234H258V235H253L254 233L253 232H251V236H250V233L249 234H244V236L245 235H247V238H243V237H240L239 236V234L240 233H238L237 231H236V229L235 228H233V229H235V231H233L232 230V232H231V230H228V227H230V226H228V227H226V226H223V225H225ZM235 224V223H234ZM234 224H232L233 225V227L235 226ZM54 225V224H53ZM82 225V224H81ZM157 224H155V226H156ZM197 224H195V226H196ZM219 225H217V227H215V231L217 230L216 228H218V226ZM237 225V224H236ZM261 225V224H260ZM134 226H138V228H135ZM154 226V227H155ZM165 227H166V225H164ZM163 226V227H164ZM204 226V225H203ZM240 226H241V224H240ZM242 226H245V225H242ZM247 226V227H248ZM33 227V226H32ZM35 227V226H34ZM37 227V226H36ZM56 227V226H55ZM104 227V226H103ZM148 227V226H147ZM163 227H162V229H163ZM169 227V226H168ZM168 227L166 228L167 229V232L166 233H168V231H170V229L168 230ZM178 227V226H177ZM186 227V226H185ZM202 227V226H201ZM232 227V226H231ZM230 227V228H231ZM256 227H259V226H257L256 225ZM53 228H54V226H53ZM79 227L77 226V229H78ZM122 228V227H121ZM193 228H195V227H193ZM229 228V229H230ZM241 228V227H240ZM240 228H239V230H240ZM242 228H244V227H242ZM11 229V228H10ZM13 229V228H12ZM21 229V228H20ZM29 229V228H28ZM41 229V228H40ZM52 229V228H51ZM96 229V231L98 232V229L97 228H95ZM104 229V228H103ZM154 229H157V228H154ZM159 229H161V228H159ZM158 229V230H159ZM161 229V230H162ZM182 229H184V228H182ZM190 229V228H189ZM196 229H197V227H196ZM213 229V228H212ZM248 229V228H247ZM255 229V228H254ZM71 230V229H70ZM153 230V229H152ZM177 230V229H176ZM188 230V229H187ZM198 230V229H197ZM238 230V231H239ZM95 231V230H94ZM164 231V230H163ZM212 231H214V229L212 230ZM72 232H74V231H72ZM97 232H95V233H97ZM99 232H100V230H99ZM156 232V231H155ZM184 232H185V230H184ZM189 232H191L192 233V229L189 231ZM195 232V231H194ZM194 232H193V234H194ZM198 232V231H197ZM197 232H196V234H197ZM240 232H242L243 233V230H241ZM250 232V231H249ZM67 233V232H66ZM94 233V235L95 236H93V238H95L96 237V235L98 234H95ZM101 233H102V231H101ZM100 233V234H101ZM157 233V232H156ZM159 233L160 232H158V235H159ZM163 233V232H162ZM171 233V232H170ZM169 233V234H170ZM182 232H180V234H181ZM214 233H215V235H214ZM247 233H248V230H247ZM7 234V233H6ZM99 234V236L98 237H100L101 235ZM122 234V235H121ZM172 234H174V233H172ZM175 234L177 235V232H175ZM185 234V233H184ZM187 234H189L188 232H187ZM201 234H202V232H201ZM147 235H145V236H147ZM164 235H165V233H164ZM167 235V234H166ZM183 235V234H182ZM186 235V234H185ZM192 235V234H191ZM195 235V234H194ZM193 235V236H194ZM125 236V235H124ZM144 236V235H143ZM168 236H170V235H168ZM167 236V237H168ZM178 236H179V234H178ZM184 236V235H183ZM188 236V235H187ZM192 236V237H193ZM199 236V235H198ZM238 236V237H237ZM24 237V236H23ZM90 237V236H89ZM97 237V238H98ZM153 237V236H152ZM154 237H155V235H154ZM166 236L164 237V238H166V239H161L160 241H157V242H159V243H161L162 242V244L164 243V245H166V244H171V243H168V241H171V239H173V237L172 238H167ZM177 237V236H176ZM176 237L174 236V238L176 239ZM182 237V236H181ZM190 237V236H189ZM203 237V236H202ZM201 237V238H202ZM206 237V236H205ZM91 238L92 237H90L89 239L91 240ZM92 238V239H93ZM104 238V237H103ZM140 238H142V236L140 237ZM147 238V240L146 241H148L149 239H148V236L146 237ZM156 238H157V236H156ZM162 238V237H161ZM183 239L184 238H186V236L185 237H182ZM182 238H180L179 237V239H182ZM191 238V237H190ZM199 238V237H198ZM197 238V239H198ZM206 238V239H207ZM100 239H101V237H100ZM131 239V238H130ZM134 239V238H133ZM132 239V240H133ZM136 239H137V237H136ZM143 239H144V237H143ZM158 239H160V238H158ZM140 239L138 238V241H139ZM174 240V239H173ZM199 240H201L200 238H199ZM93 241V240H92ZM96 241H98V240H95V242L94 243H96ZM101 241V240H100ZM103 241V240H102ZM100 242L101 244H103L104 245V242ZM105 241V240H104ZM131 240H129L128 241V243L130 242ZM135 241V240H134ZM133 241V242H134ZM137 241V240H136ZM135 241V242H136ZM145 241V242H146ZM151 240H149V242H150ZM152 242V244L153 243H155V242ZM179 241V240H178ZM181 241V240H180ZM184 241V240H183ZM205 242H208V241H206V240H204ZM76 242H77V240H76ZM75 242V243H76ZM118 242V243H119ZM140 242H142V241H140ZM148 242V243H149ZM184 242H186V241H184ZM193 242V241H192ZM74 243V244H75ZM78 243V242H77ZM93 243V242H92ZM93 243V244H94ZM108 243V242H107ZM110 244L109 245H111L112 244V241L111 242H109ZM114 243H116V242H114ZM127 243V244H128ZM131 243V242H130ZM137 243V242H136ZM181 243V242H180ZM199 243V242H198ZM202 243V242H201ZM13 244V243H12ZM96 244H98L99 245V243L97 242ZM106 244V243H105ZM117 244V243H116ZM126 244V243H125ZM134 244V243H133ZM141 244V243H140ZM147 244V243H146ZM150 244V243H149ZM177 244H179V243H177ZM182 244V243H181ZM185 244V243H184ZM206 244V243H205ZM205 244H203V245H205ZM14 245V244H13ZM108 245V244H107ZM114 245V244H113ZM121 245V244H120ZM124 245V244H123ZM130 244H128L127 245V248L126 249H124V250H126V252H123L122 250V247L121 246H119V245H117V246H119V247H117L116 245L113 247H111L109 250H110V254H108L106 251V253L108 254V256H111L110 258H111V260H110V258H106L107 260H109L108 261V264H118L119 263V261H125V260H127V258H128V256H130V255H137V253H138V251H139V249L140 248H136L135 246V248H130V247H128ZM135 245H137V244H135ZM148 245V244H147ZM156 245V244H155ZM154 245V246H155ZM176 245V244H175ZM12 246V245H11ZM35 246H36V244H35ZM96 246V245H95ZM143 246H144V244H143ZM150 246V250H153V249H151L152 248V245H149ZM160 246V245H159ZM170 246V245H169ZM185 245H181V247H184ZM191 246V245H190ZM195 246H199V245H195ZM25 247V246H24ZM27 247V246H26ZM101 247H102V245H101ZM100 247V248H101ZM105 247V246H104ZM107 247V246H106ZM105 247V248H106ZM126 247V246H125ZM140 247H141V245H140ZM145 247V246H144ZM156 247V246H155ZM235 247V248H234ZM34 248V247H33ZM104 248V249H105ZM158 248H160V247H158ZM157 248V249H158ZM101 249H103V248H101ZM104 249L102 250V251H104ZM107 249H108V247H107ZM137 249V252L135 251ZM148 249V248H147ZM148 249V250H149ZM179 249V248H178ZM184 249V248H183ZM186 249V248H185ZM216 249V250H215ZM106 250V249H105ZM108 250V251H109ZM165 250V251H164ZM225 250V249H224ZM254 250V249H253ZM26 251V250H25ZM34 251V250H33ZM141 251H144V250H141ZM146 251V250H145ZM157 251V252H158ZM178 251V252H177ZM222 251V250H221ZM68 252V251H67ZM93 252V251H92ZM154 252V251H153ZM182 252H184V251H182ZM239 252V251H238ZM241 252V251H240ZM0 253H1V251H0ZM3 253V255H4V252H2ZM1 253V254H2ZM12 253V252H11ZM71 253V252H70ZM78 253V252H77ZM95 253H97V252H95ZM104 252H102V253H98L99 255H102ZM141 253V252H140ZM159 253V254H160ZM185 253H186V251H185ZM217 253V254H216ZM233 254H234V252H232ZM236 253V252H235ZM242 253V252H241ZM87 253H85V255H86ZM105 254V253H104ZM107 254H106V256H107ZM144 254H147V253H144ZM159 254H157V256L159 255ZM183 254V253H182ZM238 254V253H237ZM3 255H2V257H3ZM17 255V254H16ZM40 255V254H39ZM59 255H61V254H59ZM83 255H84V253H83ZM94 255L95 254H93V257H94ZM128 255V256H127ZM138 255H139V253H138ZM141 255V254H140ZM143 255V254H142ZM187 255H188V253H187ZM226 255V254H225ZM1 256V255H0ZM88 256V255H87ZM92 256V255H91ZM114 256H118L119 257V259H118V257L116 258V257H114ZM144 256H146V255H144ZM149 256H151V253H150V255ZM148 256V257H149ZM153 256V255H152ZM159 256H161V254L159 255ZM55 257V256H54ZM140 257H142V256H140ZM231 257V256H230ZM16 258V257H15ZM30 258V257H29ZM45 258V257H44ZM95 258V257H94ZM98 258H100V256L98 257ZM102 258V257H101ZM131 258V257H130ZM130 258H128V259H130ZM133 259H134V256L132 257ZM131 258V259H132ZM152 258V257H151ZM154 258V257H153ZM172 258V257H171ZM215 258H217V257H215ZM214 258V259H215ZM9 259V258H8ZM17 259V258H16ZM55 259V258H54ZM72 259V258H71ZM70 258H69V260H71ZM96 259H97V257H96ZM95 259V260H96ZM104 259V258H103ZM114 259L115 260H117V263L114 261ZM136 259V258H135ZM145 259H146V257H145ZM159 259H160V257H159ZM218 259V258H217ZM223 259V258H222ZM230 259V258H229ZM73 260V259H72ZM85 260V259H84ZM147 260H149V261H151V259L149 258H147ZM164 260H166L165 258H164ZM213 260V259H212ZM86 261V260H85ZM84 261V262H85ZM100 261H102L103 262V260H100ZM104 261H106V260H104ZM130 262H131V260H129ZM134 261V260H133ZM153 261H156V259L154 258L153 259ZM152 261V262H153ZM214 261V260H213ZM213 261H211L212 262V264L214 263ZM217 261V260H216ZM99 262V260L96 262V263H98ZM107 262V261H106ZM166 262H167V260H166ZM169 262V261H168ZM63 262H60L59 264H62ZM70 264H71V262H69ZM75 264L76 262H72V264ZM132 263V262H131ZM217 263V264H218ZM63 264H65V263H63ZM77 264H80L79 262L77 263ZM89 264V263H88ZM94 264V263H93ZM100 264H101V262H100ZM121 264H123V263H121ZM133 264H135V263H133ZM206 264V263H205Z\"/></svg>",
	"mask_w": 264,
	"mask_h": 264
},
{
	"label": "flooded vegetation",
	"instance_id": "flooded-vegetation-1",
	"mask_svg": "<svg viewBox=\"0 0 264 264\" xmlns=\"http://www.w3.org/2000/svg\"><path fill=\"white\" fill-rule=\"evenodd\" d=\"M71 204H72V203H71ZM74 204H76V203H74ZM74 204H72V205H74ZM76 205L79 206L78 204H76ZM76 205H75V206H76ZM65 210H66V209H65ZM67 210L69 211V209H67ZM112 210H113V209H112ZM70 211H71V210H70ZM62 213H64V212H62ZM168 218H169V219H168ZM125 219H126V218H125ZM127 219H129V218H127ZM161 219H162V220L164 219L165 222H164V221L162 222ZM129 220H130V221H131V220H134V222H135V221H138L139 219L136 220V219H131V218H130ZM139 221H141V220H139ZM139 221H138V222H139ZM151 221H152V222L148 223V225H149L150 227H152V229H153L154 231H156V232H160V234H164V233H162V232L167 231V229H166L167 226H166V227L164 226L165 223H166V224L171 223L170 217H169V216L166 217V215H165V216L162 215V217H161V216H160V217H156V221H154V219H152ZM157 221H158L159 223H161L160 226L158 225V222H157ZM156 222H157V223H156ZM163 223H164V224H163ZM155 224H157V225L155 226ZM171 224H172V223H171ZM171 224H169V225H171ZM77 225H81V224H77ZM82 225H83V224H82ZM137 225L139 226V225H142V224L138 223ZM148 225H147V226H148ZM86 226H87V227H90L91 225H86ZM122 226H124V225H122ZM154 226H155V227H154ZM163 226H164V227H163ZM162 227H163V229H162ZM183 227H185V225H184ZM154 228H157V229H154ZM159 228H161L162 230L159 229ZM152 229H151V230H152ZM158 229H159V230H158ZM169 229H170V228L168 227V230H169ZM163 230H164V231H163ZM170 232H171V233H170ZM91 233H92V232H91ZM169 233H170V234H169ZM172 233H173V231H168L166 237H167L168 235H171ZM184 233L186 234V232H183L182 234H183L184 236H186ZM152 236H153V238H155L156 242H155L153 239H152V240L149 239V240H151V241L149 242L150 244L147 242L148 245H147L146 243H143L145 247L143 246V244H142L141 247H138V248H140L139 251H138V253L141 254V255H133V256H135L134 259L132 258L133 256H131V255L128 256V255H127L128 258H130V257L132 258V259L130 258V260H132V261H131L132 263H131V262H127V261H119V264H121V263H123V264H133V263H135V264H165V263H168V264H183V263H177V262H174V259H173V256H172V255H170V254H169V255L166 254V255L164 256V254H163V253H160L158 250L163 251L162 249L164 248V246H165V250H166L167 248L171 247V246H176V247H177V250L180 251V252L177 251L178 253H181V252H182L180 249L184 250L183 253H185V251H186V249H185V248H186V244H189L188 242H184V241H186V238L182 239L181 241H180V240H179V241H174L173 239H171V241H168V243H171V242H172L171 244H169L170 246H169L168 244L164 245V243L162 244V242H161V245L163 246V248H162L161 245L159 246L160 243L157 242V238H158V237L156 238L157 235H155V237H154V235H152ZM209 236H211V235H209ZM78 237H79V235H78ZM167 238H172V237L168 236ZM206 238H207V237H206ZM206 238H205V239H206ZM144 239H147V238H144ZM144 239H143V238H140V240H144ZM160 239H163V238H160ZM149 240H148V241H149ZM183 240H184V241H183ZM153 241H154L155 243L152 244ZM159 241H160V240H159ZM180 242H181L182 244H181ZM177 243H179V244H177ZM184 243H185V244H184ZM78 244H80V243H78ZM155 244H156V245H155ZM175 244H176V245H175ZM149 245H152V248H151V249H153V248H154V249H153V250H150V249H149V248H150ZM154 245H155L156 247H155ZM181 245H182V246L185 245V246H184V247H181ZM122 247H123L124 249L127 248V246H126V247H125V246H122ZM158 247H160V248H158ZM138 248H137V249H138ZM147 248H148L149 250H148ZM157 248H158V249H157ZM178 248H179V249H178ZM183 248H184V249H183ZM79 249H83V248H82V247H79ZM137 249H136V252H137ZM141 250H144V251H141ZM145 250H146V251H145ZM165 250H164V251H165ZM122 251H123V252H126V250H122ZM153 251H154V252H153ZM157 251H158V252H157ZM140 252H141V253H140ZM138 253H137V254H138ZM144 253H147V254H145V255H147V256H149L150 253H151V256H150V257H146V259H145V256H142V254H144ZM159 253L161 254V256H159V255H160ZM74 254H76V255H74V257H70V259H71V258L73 259V260L71 259L73 262H81L82 260H84L83 256H81L80 253H74ZM79 254H80V255H79ZM92 254H94V253H92ZM92 254H91V255H92ZM99 254H100V253H99ZM99 254H96V255H99ZM157 254H159V255L157 256ZM216 254H217V253H216ZM221 254H222V253L220 252L219 255H221ZM152 255H153V256H152ZM102 256H105V255L102 254ZM140 256H142V257H140ZM94 257H95V256H94ZM94 257H93V256H90L89 260H88V259H85V260H87V264H88V263H89V264H93V263H94V264H100V263H96L98 260H99V262H100V260H103V262H101V264H102V263H104V264L107 263V264H108V261H109V260H107V259H98V258L96 259V257H95V258H94ZM151 257H152V258H151ZM153 257L156 259V261H153V259H154ZM159 257H160V259H159ZM171 257H172V258H171ZM135 258H137V259H135ZM147 258H148V259L150 258L151 261L147 260ZM164 258L167 260V262H166V260H164ZM217 258H218V260H221L222 257H217ZM95 259H96V260H95ZM104 260H106L107 262L104 261ZM133 260H134V261H133ZM152 261H153V262H152ZM168 261H169V262H168ZM164 262H165V263H164ZM218 262H219V261H218ZM208 263H209V264H212V262H208ZM219 263H222V260H221V262H219ZM219 263H218V264H219ZM185 264H186V263H185Z\"/></svg>",
	"mask_w": 264,
	"mask_h": 264
},
{
	"label": "crops",
	"instance_id": "crops-1",
	"mask_svg": "<svg viewBox=\"0 0 264 264\" xmlns=\"http://www.w3.org/2000/svg\"><path fill=\"white\" fill-rule=\"evenodd\" d=\"M13 212H15V211H12V212H10L9 214H8V216H7V218H8V220L9 219H11V218H9L11 215H13ZM17 212V211H16ZM14 213L15 215L17 214V213ZM22 221H23V223H25L26 221H25V218L24 219H22ZM32 223V222H31ZM11 229L13 228V229H17L15 226H12V227H10ZM27 228H30V227H27ZM19 229V228H18ZM14 233H19V232H14Z\"/></svg>",
	"mask_w": 264,
	"mask_h": 264
}]
</instances>
